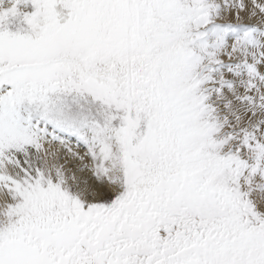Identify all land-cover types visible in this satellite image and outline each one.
<instances>
[{"label": "snow or ice", "instance_id": "1", "mask_svg": "<svg viewBox=\"0 0 264 264\" xmlns=\"http://www.w3.org/2000/svg\"><path fill=\"white\" fill-rule=\"evenodd\" d=\"M0 264H264V0H0Z\"/></svg>", "mask_w": 264, "mask_h": 264}, {"label": "rangeland", "instance_id": "2", "mask_svg": "<svg viewBox=\"0 0 264 264\" xmlns=\"http://www.w3.org/2000/svg\"><path fill=\"white\" fill-rule=\"evenodd\" d=\"M67 12H68L67 9L63 10V15H64L65 19L67 18ZM61 22H63V20ZM6 27L8 28L9 31L15 32V31H17L19 25L13 20V22L7 24ZM77 150L80 151L81 154H83L84 150L82 148L81 149H77ZM61 156H62V158H61L60 162L63 163L64 162V157L66 156V153H63V150L61 151ZM76 163H79V162L69 163L67 165V167L72 169L73 171H75ZM77 175H79V176H81L83 178H87V179L91 180V173L90 172L85 171L83 173H77Z\"/></svg>", "mask_w": 264, "mask_h": 264}, {"label": "bare ground", "instance_id": "3", "mask_svg": "<svg viewBox=\"0 0 264 264\" xmlns=\"http://www.w3.org/2000/svg\"><path fill=\"white\" fill-rule=\"evenodd\" d=\"M85 174V173H84Z\"/></svg>", "mask_w": 264, "mask_h": 264}]
</instances>
